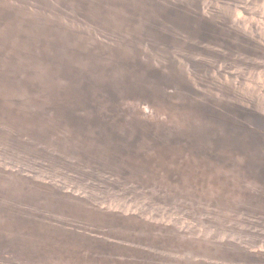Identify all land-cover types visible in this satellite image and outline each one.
Wrapping results in <instances>:
<instances>
[{
  "label": "rangeland",
  "instance_id": "obj_1",
  "mask_svg": "<svg viewBox=\"0 0 264 264\" xmlns=\"http://www.w3.org/2000/svg\"><path fill=\"white\" fill-rule=\"evenodd\" d=\"M0 264H264V0H0Z\"/></svg>",
  "mask_w": 264,
  "mask_h": 264
}]
</instances>
